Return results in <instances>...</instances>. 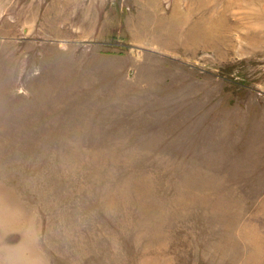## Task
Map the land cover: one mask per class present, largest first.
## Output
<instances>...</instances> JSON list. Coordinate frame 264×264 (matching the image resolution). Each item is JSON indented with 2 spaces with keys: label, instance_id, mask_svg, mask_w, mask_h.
Instances as JSON below:
<instances>
[{
  "label": "rangeland",
  "instance_id": "1",
  "mask_svg": "<svg viewBox=\"0 0 264 264\" xmlns=\"http://www.w3.org/2000/svg\"><path fill=\"white\" fill-rule=\"evenodd\" d=\"M0 264H264V0H0Z\"/></svg>",
  "mask_w": 264,
  "mask_h": 264
}]
</instances>
